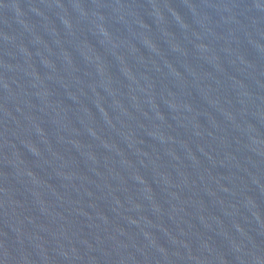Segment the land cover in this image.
<instances>
[{
  "label": "water",
  "instance_id": "1",
  "mask_svg": "<svg viewBox=\"0 0 264 264\" xmlns=\"http://www.w3.org/2000/svg\"><path fill=\"white\" fill-rule=\"evenodd\" d=\"M0 264H264V0H0Z\"/></svg>",
  "mask_w": 264,
  "mask_h": 264
}]
</instances>
